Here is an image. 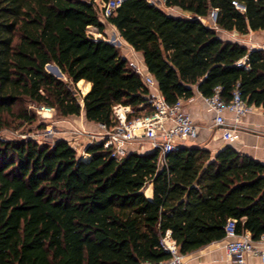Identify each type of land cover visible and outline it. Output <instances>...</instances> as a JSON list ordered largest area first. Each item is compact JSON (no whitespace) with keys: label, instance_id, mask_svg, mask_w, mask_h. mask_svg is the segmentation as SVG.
I'll list each match as a JSON object with an SVG mask.
<instances>
[{"label":"trees","instance_id":"1","mask_svg":"<svg viewBox=\"0 0 264 264\" xmlns=\"http://www.w3.org/2000/svg\"><path fill=\"white\" fill-rule=\"evenodd\" d=\"M97 1L0 0V131L30 125L36 107L57 118L83 113L114 125L112 106L128 119L152 111L148 87L121 47L104 33ZM121 0L105 23L139 52L169 103L221 86L264 109V46L221 37L264 30V0ZM214 12V25L203 18ZM55 65L62 76L46 70ZM32 106L34 108H31ZM49 124L40 122L39 127ZM79 156L64 138L40 142L0 137V264H141L166 260V231L186 254L237 232L264 235V163L231 145L212 154L196 145L109 156L102 142ZM151 184L152 198L144 195Z\"/></svg>","mask_w":264,"mask_h":264},{"label":"built area","instance_id":"2","mask_svg":"<svg viewBox=\"0 0 264 264\" xmlns=\"http://www.w3.org/2000/svg\"><path fill=\"white\" fill-rule=\"evenodd\" d=\"M119 4L118 0L102 2L99 20L102 22L101 18L109 16ZM210 16L214 21L215 14L213 11L210 13ZM88 32L92 34L91 31ZM113 44L116 45L115 43ZM131 65L148 87L146 99L152 111L148 114L128 119L127 115L131 111L130 107L116 104L112 106L114 125L106 127L104 124L98 123L99 131L96 133L81 128L72 129V131L77 138L84 139V152L87 145L102 142L103 147L109 150L110 157L121 159L130 151V144L138 140H145L150 144L152 149L159 150V160L162 162L164 161V156L169 151L176 149L179 143L195 137L199 127L184 109L183 98H178L173 103L167 102L164 95L160 92L154 77L148 71L143 70L142 66L134 60L131 61ZM220 90L221 86H216L213 94L203 97V99L214 112L211 127L222 128L221 138L228 140L233 136L225 122L224 111L231 112L234 118L238 120L251 112L254 105L248 104L241 97L237 85H235L231 98L228 101H224L220 97ZM35 109L37 114L42 118L55 112L54 107L48 105H39ZM53 134L54 129L48 128L41 133V138L38 141L48 142L53 138ZM70 146L76 149L79 144ZM83 151L80 153H83ZM79 156L83 157L82 155ZM224 238L226 239L224 248L231 257L233 264H245V256L247 254L257 255L264 262V249L257 248L254 245L255 240L249 234L236 231L235 219L229 218L225 222ZM257 240L264 241V235L260 236ZM160 242L162 248L170 253V257L166 260L148 264H182L183 254L179 251L175 241L170 238L169 231H166Z\"/></svg>","mask_w":264,"mask_h":264},{"label":"crops","instance_id":"3","mask_svg":"<svg viewBox=\"0 0 264 264\" xmlns=\"http://www.w3.org/2000/svg\"><path fill=\"white\" fill-rule=\"evenodd\" d=\"M111 27L117 32L113 26ZM216 29L221 37L236 40L249 48H260L264 46V30L240 35L235 31H225L217 27ZM121 51L126 58L139 63L143 70L147 71L141 54L134 51L125 41ZM183 106L191 119L198 125L199 129L195 137L182 141L179 143V146L196 145L206 148L212 154H215L225 145H231L236 151L264 163V109L261 106H253L251 112L238 120L234 118L231 112L224 111L223 116L225 122L233 136L228 140L221 138L222 128L211 127L214 112L207 106L200 93L195 91L192 97L183 99ZM59 122L57 138H64L70 145L84 142L83 138H77L72 129L81 128L95 133L99 131L98 123L88 122L85 120L83 113L78 116H68ZM129 147L130 151L148 152L152 150L150 144L145 140L135 141ZM143 192L148 199H151V184H147ZM225 242L226 239L223 237L197 250L183 254L182 264H233L231 257L224 248ZM254 245L259 249H264L263 240H255ZM141 264H148V262ZM245 264H264V262L257 255L247 254L245 256Z\"/></svg>","mask_w":264,"mask_h":264},{"label":"rangeland","instance_id":"4","mask_svg":"<svg viewBox=\"0 0 264 264\" xmlns=\"http://www.w3.org/2000/svg\"><path fill=\"white\" fill-rule=\"evenodd\" d=\"M148 1L153 2L156 6L162 8L167 13L176 14V15L182 14V12L178 8L165 7L164 3H163V0H148ZM101 7H102V2L101 1H97V8H98V12H99V18H100V9H101ZM101 19H102V22L105 24L104 33L103 34L102 33H98L94 29H90L89 31L92 32L94 37L104 38V39H106V40H108L110 42L115 43L116 46H119V47L122 48V45L124 44V41H122L120 39L118 33L113 30L111 25L105 23V18H101ZM202 20L207 25H209V24L214 25V21H213V19H212V17L210 15L208 17H206V18H203ZM45 68H46L47 71H49L48 67H45ZM57 77H61V76L57 75ZM29 107L34 108L32 106H29ZM61 120H63V119H61ZM59 121H60V119L57 118L55 113H53L52 115H47V116H45L43 118L40 115L37 114V120L34 123H32L30 125L23 124V125L18 126L17 128H11V127L10 128H5V129L0 131V137H2L4 139L31 138V139H34V140L38 141V140H40L41 133L44 132V130H46L48 128H53L54 129L53 138L48 141L49 143H51L55 139H57V137H58L57 133H59L58 132V126L60 124ZM40 122H44L46 124L48 123L49 126L47 128L39 127ZM76 149L75 150H76L78 155H82L84 158L87 157L86 156L87 153L83 154V153H85L83 151V149H84V143L83 142L79 143V146H77ZM82 151H83V153H80Z\"/></svg>","mask_w":264,"mask_h":264},{"label":"bare ground","instance_id":"5","mask_svg":"<svg viewBox=\"0 0 264 264\" xmlns=\"http://www.w3.org/2000/svg\"><path fill=\"white\" fill-rule=\"evenodd\" d=\"M121 0H118V2L120 3ZM46 67H48V70L52 73H54L55 75L58 76H62V74L59 72L58 68L53 65V64H47Z\"/></svg>","mask_w":264,"mask_h":264},{"label":"water","instance_id":"6","mask_svg":"<svg viewBox=\"0 0 264 264\" xmlns=\"http://www.w3.org/2000/svg\"><path fill=\"white\" fill-rule=\"evenodd\" d=\"M59 70V69H58ZM60 72V71H59ZM50 73H52V72H50ZM61 73V72H60ZM52 74H54V73H52ZM55 75V74H54ZM57 76V75H56Z\"/></svg>","mask_w":264,"mask_h":264}]
</instances>
